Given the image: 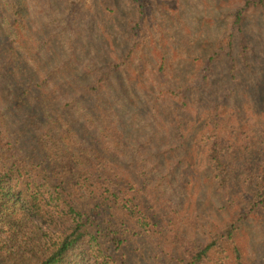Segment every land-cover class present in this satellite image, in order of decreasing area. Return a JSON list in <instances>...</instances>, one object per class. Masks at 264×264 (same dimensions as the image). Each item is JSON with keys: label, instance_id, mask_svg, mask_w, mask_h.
<instances>
[{"label": "trees", "instance_id": "1", "mask_svg": "<svg viewBox=\"0 0 264 264\" xmlns=\"http://www.w3.org/2000/svg\"><path fill=\"white\" fill-rule=\"evenodd\" d=\"M117 1L0 0V264H264V0Z\"/></svg>", "mask_w": 264, "mask_h": 264}, {"label": "rangeland", "instance_id": "2", "mask_svg": "<svg viewBox=\"0 0 264 264\" xmlns=\"http://www.w3.org/2000/svg\"><path fill=\"white\" fill-rule=\"evenodd\" d=\"M76 1L80 2L81 0H52L53 4L62 13L68 10ZM100 1L101 0H96L98 5ZM150 1L152 0H147L146 2L150 3ZM168 2H172V6H174L171 11H179L175 14H178L181 20V22H177L173 25H170L169 27V31L171 33L170 42L175 41L177 43V45H175L177 54V56L174 58L175 61L186 60V57H183V54L187 50L191 39H203L207 36L214 37V35L217 33V30H219L217 28L219 21L215 19V16L219 15L220 12H223V10L228 8V6L234 4V0H168ZM94 3L95 0H83V2L80 3L84 11L81 12L79 18L84 17V23L89 21L88 16L92 11L90 8L91 6H94ZM117 3V7H120L121 0H118ZM184 7L188 8V15H183V13L180 12ZM155 8L156 6H153L154 12ZM261 18L259 21H256L253 24V26L256 27V29L253 31L254 36L256 33H258V36H262L261 38H264V18L262 20ZM260 49L263 59L261 61V67H259V69L256 71V74H259L258 77H261L262 75L264 76V45L260 46ZM192 68V66L186 65L183 69H181L180 66L174 64L176 75L180 73L188 74V71H191ZM168 70L169 69H167L165 72L168 73ZM255 79H257V77L251 76L249 80L244 81L243 85L241 86L244 88V91L247 90L249 93H252L250 92V86ZM263 79L264 78H260L261 81ZM258 96L264 101V92H261ZM254 114L255 113L253 110H247L246 115L244 116L245 120L247 122L252 121ZM249 131L252 132V130ZM254 214L260 216L261 212L260 210H257Z\"/></svg>", "mask_w": 264, "mask_h": 264}]
</instances>
